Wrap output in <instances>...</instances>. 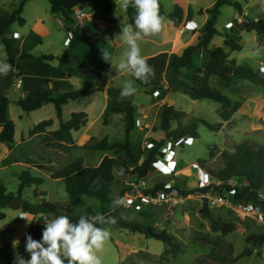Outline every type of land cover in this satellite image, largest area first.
<instances>
[{"label": "rangeland", "instance_id": "1", "mask_svg": "<svg viewBox=\"0 0 264 264\" xmlns=\"http://www.w3.org/2000/svg\"><path fill=\"white\" fill-rule=\"evenodd\" d=\"M167 2L166 0H161ZM201 8H212L215 0H197ZM244 7V13L254 20L264 19V0H238ZM21 0H0V10L13 13L19 9ZM95 8V7H94ZM51 5L47 0H26L25 15L29 21L26 29L35 31L38 34V28H34V18H42L45 21V27L51 31L44 41V46H32L28 53L31 54H50L60 48L61 52L69 51V47L64 45L67 37V27L62 25L63 16L52 15ZM86 12L91 14V10L86 8ZM92 13L95 21L104 16L94 9ZM222 14L218 19V27L223 30L227 22L236 16V10L225 6L221 10ZM244 20V19H243ZM65 22V21H64ZM66 24V23H65ZM69 27L75 28L74 23L69 21ZM20 24L14 23L8 30V34L16 30L21 31ZM42 28V27H40ZM41 33L44 31L41 30ZM23 32V30H22ZM53 32V33H52ZM233 37L243 47L241 52L231 53L232 59H236L239 65L249 66L254 70L264 67V51L259 56L254 55V49L257 45L264 46L263 38L256 33H241V26L235 23L233 28ZM58 43H54L55 38ZM62 37V38H61ZM54 39V41H49ZM61 40V42H60ZM221 38H216L213 45L220 43ZM263 44V45H262ZM50 48V49H49ZM223 48V47H222ZM50 50V51H47ZM40 52V53H39ZM0 61H7V53L0 41ZM14 79L12 83L6 85L8 89L9 118L16 125V136L13 144H0V183L4 184L10 193H17L21 183L20 176L28 170L30 175L35 178L44 179V183L33 185L26 189L23 194V200L30 205H37L43 202H51L60 207V210L66 214L89 215L90 212L101 213L109 212L111 204H103L99 200L89 197L71 198L66 187L61 180L51 178L56 171L63 170L71 163L82 159L87 166L97 167L101 171L102 179L113 185V196L119 195L125 191L124 200L130 191L141 183L145 184L146 189L153 188L160 181L171 182L187 191L185 207L179 211L175 204V199L171 203H158L147 207L141 211H135L125 206L117 208L119 218L124 220L137 221L145 226L153 227L160 231H165L171 237L173 245H179L183 253L174 256L171 247L156 239H147L144 235L134 234L118 227H111L112 240H108L103 249L97 253L102 264H264V245L252 247L247 243V237L251 235H260L264 233V193L261 194L258 203L254 204V211H247L244 205H239L230 200L227 205L211 206L209 198H215L222 192H219L218 182L212 177L211 171L223 167L219 155L223 151H233L235 146L244 141L251 142L254 146L264 148V88L262 85L253 84L242 80L239 84L227 86L226 79L212 80L211 85L218 89L224 95L228 96L233 104L241 102L242 106L238 111L233 107L223 108L224 105L211 101H193L183 93L175 91L172 93L169 102L175 105L176 110L184 111L187 116L178 122L172 123V131L178 127L184 128L197 119H204L209 123L218 126L217 132L211 131L202 125L198 127L199 137L195 139L192 146L182 145L175 148L173 157H176L183 171L177 173L174 177H163L158 174V168L164 165L168 154L160 148L157 162L150 169L149 176L142 179L139 183L130 175L125 176L129 169L118 159V156L110 152L102 156L101 151H95L91 147L96 141L107 137L111 141H124V130L119 127L103 126L99 123L92 129L89 141L78 143L81 132H76L69 138L67 135L58 146L54 140V132L48 129L46 133L31 136L30 131L34 126L43 121L54 120L59 129V120L57 119L54 105L48 104L44 110H38L32 113H25L18 107L14 101L20 99V93L17 90L18 71L13 68ZM31 77V76H29ZM7 75H1L0 86L3 85ZM194 78V77H193ZM129 78L121 79L117 84L122 86L123 82ZM136 86V84H135ZM152 93L151 87L147 90ZM150 94H143L140 89L137 91V101L135 104L147 105L146 99ZM154 95V94H153ZM90 99H82L77 103L71 102L65 112L63 120L68 121L74 112H82L84 107H89ZM98 108L101 107L98 102ZM226 107V106H225ZM139 108V107H138ZM140 112V113H139ZM142 109L137 110L138 117H141ZM93 114H97V111ZM115 119L118 116H114ZM161 109L155 110L145 117L142 123L143 133L131 132L133 151L137 161L145 159L143 148L150 141H169L168 133L161 130ZM93 120V119H92ZM136 128V126H135ZM77 137L78 140H75ZM155 149V148H154ZM150 151V150H149ZM211 153L216 154L211 157ZM193 164H199L200 168L206 173V182L210 190L207 192H198V170ZM47 166L49 172H43L35 166ZM121 169L123 174H121ZM170 169V167L165 168ZM128 170V171H129ZM145 189V190H146ZM209 196V198H208ZM241 204V203H240ZM207 207L217 220H222L234 224L236 231L224 236L222 233H213L211 223L208 218L202 214ZM6 218L0 219V242L10 243L14 254L16 255L24 249V237L22 228H29V225L35 220L44 226L42 216L55 217L53 215L40 214L32 216L21 208L6 207L2 210ZM141 212V213H140ZM263 215L261 220L258 214ZM26 215L32 222L29 224L25 219L19 216ZM18 230L14 232V230ZM19 240L17 247H13V241ZM252 248L253 255L244 257L233 263V260L240 256L246 249Z\"/></svg>", "mask_w": 264, "mask_h": 264}, {"label": "trees", "instance_id": "2", "mask_svg": "<svg viewBox=\"0 0 264 264\" xmlns=\"http://www.w3.org/2000/svg\"><path fill=\"white\" fill-rule=\"evenodd\" d=\"M51 5V14H61L66 24L70 21V13L73 10L87 2L93 0H47ZM101 8L106 16H112L116 11L117 4L115 0H100ZM26 0H21L19 9L13 13L0 10V41L4 46L5 52L9 59L8 63L12 65V69L16 68V59L19 57L22 60H33L41 63L51 62L55 59L54 56H37L31 53L21 54L17 49L12 47L9 38L6 36L10 27L18 22L21 27H24L25 19L22 17L23 8ZM160 5V14L164 15L163 6ZM228 6L236 10V12L244 17V7L238 0H216L214 6L211 9L206 10L209 15L206 25L202 30V37L200 42L187 48L181 57L176 58L170 66V72L167 76L168 83H177L182 89L183 94L188 96L193 101H211L227 107H233L235 111H238L242 103L237 102L233 104L231 99L224 95L221 91L215 90L210 85L211 77H219L226 79L227 86L231 85L230 79L246 80L253 84L262 85L264 88V76H261L259 70H254L249 66L239 65L236 60L230 59V54L223 48H218L215 51L209 49L211 41L216 36L224 37V44L231 52H241L243 47L231 34H220L216 28L219 17L221 16L222 8ZM203 13V11H201ZM131 24H134L133 17L135 15L134 9L131 7L126 11ZM170 19L174 26L179 27L183 21V10L180 7H176L175 11L170 15ZM247 22L245 30L248 34L256 33L263 38L264 42V19L254 20L247 16L244 17ZM74 38L79 43H95L100 42L99 39L87 35L82 29H76L74 31ZM203 49L209 56V62L205 69H200L198 74L195 75L194 80L191 77L183 75L182 70L188 67L194 66V54ZM62 65L67 64V60L60 58ZM202 74V75H201ZM180 76H184L182 79ZM14 79V72L10 71L7 74L2 86H0V144H13L15 142L16 125L9 118L8 106L10 101L7 97L6 85L12 83ZM165 82H158L151 85L152 93L155 91H161ZM95 89V85L90 80H85L80 89L67 92L56 96L52 90L46 89L43 91H34L29 93L26 97H21L14 103L20 107L25 113H32L41 109L45 104H53L56 110L57 119L60 122V128L54 132L53 137L58 146L62 145L63 140L66 137V133L72 131H79L85 127L88 123L86 113H74L71 119L67 122L62 120L63 107L70 103L77 101L78 99L86 96L92 90ZM151 93V92H150ZM113 114L125 115V136L124 141H110L108 138H103L100 141H96L92 145V149L101 152H110L116 154L118 159L123 162L131 170L125 172L126 175L134 177V180L138 183L149 176L150 169L157 162L160 148L166 143L165 141H155V149L147 152H142L145 156L143 162L140 164L135 157L133 151V144L131 139V132L134 131L136 126L137 109L125 105L123 107H115L112 111ZM187 113L184 111L176 110L173 105L164 104L161 107V130L168 133L170 138L179 140L185 137L198 138L199 125L205 128L217 132L218 126H215L204 119H197L196 122H192L184 128L178 127L175 131H172V123L180 121L186 117ZM107 122V120H106ZM52 120L43 121L36 125L31 131L30 135H41L47 132L49 128L53 126ZM211 157H215L216 154L211 153ZM220 160L223 163V167L218 170L211 171L212 177L220 184L216 189L222 193H229L235 191L234 202L238 203H258L261 194L264 193V148L261 146H254L249 141H244L241 144L235 146L233 151H223L220 155ZM43 172H51L47 166L39 165L35 166ZM54 180L63 181L67 193L71 198L89 196L93 197L103 204H111L113 197V185L112 183L105 182L101 177V171L97 167L86 166L83 159H79L63 170L56 171L51 176ZM21 183L18 187L17 193L8 192L6 186L0 183V219L6 218L2 212L6 207L21 208L26 213L32 216L44 215H66L60 207L51 202H43L37 205H30L23 200L24 191L33 185L39 186L44 183V179L35 178L30 175L28 170L24 171L20 176ZM231 181H235L236 185L233 186ZM164 188V183H158L153 188L146 191L147 194H156L157 191ZM210 187L204 189H198V192H207ZM125 191L121 192L119 197L124 198ZM186 196L187 191L182 192ZM142 212V211H141ZM140 212V213H141ZM95 213L90 212L89 215ZM202 214L210 220L211 229L213 233H222L224 236L232 234L236 231L234 224L217 220L213 217L212 213L207 207L202 211ZM104 215L111 216L116 219L115 224L104 225L103 227L111 228L118 227L123 230H127L131 233H138L144 235L147 239H156L164 242L165 245L171 247V252L175 257L183 253L182 248L179 245H173L171 237L165 231L157 230L153 227L145 226L137 221L124 220L119 218L117 210L105 212ZM72 220H77L78 215H67ZM44 226L37 221H33L26 232L31 235L33 239L40 240L42 238V231ZM26 234L24 237V244L26 243ZM110 240L112 238L110 237ZM247 243L252 247L264 245V233L260 235H251L247 237ZM21 256L25 259L30 258L29 254L22 249L19 251ZM253 255L252 248L246 249L240 256L233 260L236 263L238 260L244 257H251ZM15 254L12 249V245L6 242H0V264H14Z\"/></svg>", "mask_w": 264, "mask_h": 264}, {"label": "crops", "instance_id": "3", "mask_svg": "<svg viewBox=\"0 0 264 264\" xmlns=\"http://www.w3.org/2000/svg\"><path fill=\"white\" fill-rule=\"evenodd\" d=\"M115 1L117 5L120 2V0H115ZM166 1L167 2L165 3L159 0V4L163 6V10H164L163 17L166 18L165 26L163 30L161 31V33H159L156 36L146 38L140 44L142 55L147 59L149 65H151L155 70V76L150 80L148 84H143L140 81H135L136 87L140 89L141 93L150 94L149 99H146L147 100L146 106L140 104L141 102L137 105L135 104V101H137V97H138L137 93L134 96L128 97L126 99L119 98V92L121 86H119L117 83L124 78H129V80L133 78L125 73L118 72L115 70V65L119 62V59L123 55V52L126 50V45H124L117 36L121 33L123 22L125 24L126 23L131 24V22L127 13L122 9H120L118 6L116 8V11L112 14V16L110 17L106 16L103 9L101 8L100 0H93L79 6L84 11H86V8H89V10L92 11L91 14L89 13L91 17V21L82 30L87 35L99 39L100 42L98 44L91 42L79 43L75 38L69 39L67 36L65 37L64 45L70 48L69 51L61 52L60 48H58V50H55V52H50V54L42 53L37 55V56L52 55L55 57V59L51 62L41 63L33 60H22L18 57L16 59V69L19 75L17 90L20 93V96L24 98L31 92L43 91L46 89L52 90L56 96H59L64 93L80 89L85 80H90L94 83L95 89L92 90L90 93H88L86 96L73 102V103H77L84 98L90 99L89 102L90 106L84 107L82 111L83 113L87 114L88 123L86 124L85 127L81 128V130L72 131L70 133H66V135L69 138H71V136H74L76 132L82 131L81 135L78 137L79 140L77 139V137H74V139L78 140V143H85L94 136L93 134L91 135L94 126L101 123L105 127L109 125L111 127H116V125L119 124V127H121V129L124 130V136H125V127H126L125 115L113 114L112 113L113 108L129 105L136 108L137 110L142 109L143 113H141L142 114L141 118L142 120H145L144 119L145 117H148L150 113L155 110H160L164 104H172L169 102L172 93H174L175 91L179 93H183V92L176 82L175 83L167 82L166 79L170 72L169 68L173 63V61L176 58L181 57L187 48L191 46H195L200 42V38L202 37V30L206 25L207 20L209 19V15L206 13V10L211 8H204V9L201 8L197 0H166ZM215 2L216 0L212 4H215ZM176 7H180L183 10V21L179 27L174 26V24L170 19V15L175 11ZM24 9L25 6L23 8V14H22L23 18L26 17ZM94 9H96V11L100 13V16L105 17V21L102 20V18H100L97 21L94 20L92 15V13H95ZM201 11H203V13ZM245 16L249 17L246 13H244V17ZM244 17L240 16L236 12V16H234L232 20H230L225 24L223 30L219 29L218 22L216 28L218 32L222 35L224 34L233 35L234 34L233 28L235 27V23H238L241 26V33L243 31L246 32L245 27L247 22L245 21ZM24 19H25V24L24 27L21 28V31L20 30L13 31L11 33V36L8 34V31L6 33V36L9 38L12 47L17 49L21 54L28 53V51L30 50L29 47L30 45L35 47L40 46V48H42L44 46L45 39L49 36L51 32L48 31L47 28L45 27V21H43L44 19L35 17L33 20L34 28L36 29L39 27L38 34H40L37 35L35 33L37 30L29 31L26 29V24L29 20L27 18ZM100 21L106 22L108 24V29L103 30L101 28V25L99 24ZM230 22L233 23V27L227 28L226 25ZM61 24L63 26L64 25L68 26V24H65L64 19L62 20ZM181 28L185 29V33L183 35L179 34V29ZM40 29L41 30L43 29L44 31L41 33ZM69 30L73 32L75 31L72 27L68 26L67 32ZM14 33H19L21 35L20 38H14L13 37ZM54 38L55 41L54 39L49 41H54V43H58L57 38L56 37ZM175 38H179V40H182V42L184 43L183 47L177 50L174 49ZM216 38H221L220 43L213 45ZM222 47L227 53L230 54V59H232L231 53L233 52H231L225 46L224 37L219 35L216 36L209 45V49L212 51H215L216 49ZM103 51H108L110 53V63L113 65V67L109 62H106L102 58L101 52ZM62 57H64L68 61L66 65H62L60 62V58ZM8 59L9 57L7 55V62ZM208 62H209L208 54L203 49H200L194 54V66L183 69L182 73L183 75L187 77H191L192 80H194L193 77H195V75L198 74V71L200 69H205ZM108 73H110L112 76L110 80L108 75H106ZM183 77L184 76H180V78L184 79ZM0 79H1V75H0ZM213 79L221 80V78L216 76L211 77L209 82L210 85ZM239 81L242 80L239 79L232 80V86L233 85L236 86L237 84H239ZM158 82H165V85L162 87L163 89L159 91V94L154 96L153 93H148L147 90H149L151 85ZM7 97H8V91H7ZM98 102H100L101 104L100 108H98L97 106ZM70 103L66 104L63 107L62 120L65 117L66 109L68 108ZM47 106L48 104H45L39 110H44ZM173 106L175 107V105ZM223 108H227V106L225 107L224 105ZM96 111L97 114L92 115V113H95ZM74 113H78V112H74ZM74 113H72V115ZM114 116H118V118L115 119ZM52 121L54 122V124L49 129H52L50 130V132H55L58 129L54 131L53 128H56L57 125L54 120ZM63 121L67 122L65 120ZM117 122L118 124H116ZM59 128H60V122H59ZM101 153H103L102 156L106 155V152H101ZM170 159L174 160L177 158L173 157L172 154ZM139 163L141 164L142 161H139ZM19 228L20 229L22 228L21 233H23V235L26 234L27 232L26 228L23 227H19ZM17 231L18 230L16 229L14 230V232Z\"/></svg>", "mask_w": 264, "mask_h": 264}, {"label": "clouds", "instance_id": "4", "mask_svg": "<svg viewBox=\"0 0 264 264\" xmlns=\"http://www.w3.org/2000/svg\"><path fill=\"white\" fill-rule=\"evenodd\" d=\"M117 6L125 12L131 7L135 12L134 24L123 22L121 33L117 36L126 45V50L115 65V70L133 78L124 81L121 86L119 98L126 99L137 93L135 81L148 84L155 76L154 68L142 55L140 44L146 38L161 33L166 18L160 14L159 0H120ZM262 51L264 46L257 45L254 55L259 56ZM101 55L110 63L108 51L101 52ZM111 66L113 67L112 64ZM11 70L10 63L0 61V75L6 76ZM259 73L264 76V67L259 68ZM106 75L109 80L112 78L110 73ZM122 206H126L122 197L116 196L111 199L112 211ZM19 217L29 224L32 222L26 215ZM42 219L44 228L40 240L26 234L25 251L30 258L25 259L17 253L14 264H102L97 253L111 237V232L103 226L117 222L114 217L101 213L82 214L75 221L67 215L42 216ZM18 244L19 240L13 241L14 248Z\"/></svg>", "mask_w": 264, "mask_h": 264}, {"label": "built area", "instance_id": "5", "mask_svg": "<svg viewBox=\"0 0 264 264\" xmlns=\"http://www.w3.org/2000/svg\"><path fill=\"white\" fill-rule=\"evenodd\" d=\"M70 21L74 23L75 28L77 29H83L90 21L91 17L90 14L81 9L79 6L76 7L72 13H70ZM101 25V28L103 30L108 29V24L106 22L100 21L99 23ZM69 26V25H68ZM227 28L233 27V23L230 22L226 25ZM185 33V29L181 28L179 29V34L183 35ZM19 33H14L13 37L14 38H20ZM67 36L69 39L74 38V32L73 31H68ZM175 43H174V49L177 50L181 47H183L184 43L182 40H179V38H175ZM154 96L159 94V91H155ZM143 123V120L141 117H136V128L135 131L138 133H143L144 129L141 127ZM140 133V134H141ZM195 143V138L193 137H185L179 140H175L173 138H170L169 141H167L163 146L162 150L168 154V159H166V162L164 165H161L160 168H158V174H160L163 177H167L168 179L170 177L175 178L174 176L177 173H180L183 170V167L180 165L179 161L177 159H170L172 153L174 152L175 148L181 147L182 145L186 146H192ZM155 148V144L150 141L145 144L143 148V152H147L149 150H152ZM195 168L198 170V187L199 189H204L207 188L209 185H207L206 182V173L200 168L199 164H193ZM167 167H170V169H165ZM171 179V178H170ZM161 183H164V188L160 189L159 191L156 192V194L149 193L147 194L146 191L149 189H146L145 184L141 183L138 185V187H134L131 191L130 194L127 195L125 198V204L126 208H131L134 209L135 211H142L146 209L147 207L158 204V203H171L173 199H175V206L179 211H183L185 207V202L186 198L182 194L184 191L181 187L174 185L171 182H165V181H160ZM158 182V183H160ZM220 183L218 182V185ZM231 184L233 186L236 185L235 181H231ZM146 189V190H145ZM235 191H231L229 193H222L219 196H215V198H209L211 206H220L223 207L227 205V203L230 200H235ZM238 203V202H236ZM239 205H244V209L247 211H254V203L250 202L247 204L244 203H238ZM259 218L263 220V215L261 213L258 214Z\"/></svg>", "mask_w": 264, "mask_h": 264}]
</instances>
